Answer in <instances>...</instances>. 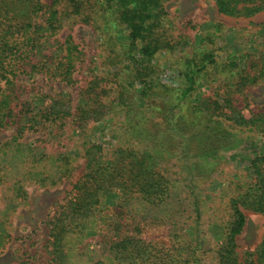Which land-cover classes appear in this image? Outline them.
I'll list each match as a JSON object with an SVG mask.
<instances>
[{
	"label": "rangeland",
	"instance_id": "1",
	"mask_svg": "<svg viewBox=\"0 0 264 264\" xmlns=\"http://www.w3.org/2000/svg\"><path fill=\"white\" fill-rule=\"evenodd\" d=\"M41 1L46 5L52 2ZM162 6L165 10L161 34L154 42L156 50L146 57L156 71L150 72L149 68L148 76L143 74L136 80L135 88L142 92L149 77L166 87H185L187 72L197 61L202 70L190 93L192 101L201 104L206 103V97L217 99L216 111L232 117L192 135L187 143L186 161L194 175L202 211L200 224L212 239L221 240L229 220L225 208L231 191L241 177L250 173L256 155L264 154V10L230 15L220 12L215 0H163ZM84 13L89 20L95 15L91 8ZM81 18L74 14L64 18L63 26L44 48L47 55L65 64L69 50L74 49L72 59L77 65L72 79L67 82L68 78L40 74L33 83L26 76L20 81L29 91L34 89L43 96L36 99L30 96L32 92L25 95L24 104L33 111L24 107V114H38L41 119L40 110L53 100L49 120H30L31 128L21 135L17 125L0 130V264H52L49 219L84 174L90 149L96 157L110 159L119 147L147 146L132 134L126 111H134L137 106L140 108L135 111H140L148 105L149 96L136 94L133 98L129 92L122 95L129 77L121 46L128 41V32L124 28L121 33L114 32L115 28L105 29L102 17H98L102 19L98 28L93 21ZM69 35L75 42L72 46L64 42ZM143 57V53L138 54V58ZM241 116L258 121L242 123ZM157 163L163 174L177 180L175 190L187 198L180 196L183 202L177 205L191 209L180 215L178 224H186L184 230H176L172 222L169 225L162 218L161 208L145 205L140 198L121 204L122 190L107 189L95 209L98 221L91 217L85 228H76L66 238L68 264H94L99 260L110 264L114 260L100 234L106 232L101 228L107 227L102 214L113 217L121 212L122 224L127 226L124 232L160 248L172 247L176 232L195 236V227L190 223H194L196 214L193 203H189L194 195L189 193L191 186L185 180L183 156H164L157 158ZM119 203L122 206H117ZM244 211L246 226L237 236L241 259L246 251L257 248L264 235V213ZM109 235L111 238L113 232ZM211 261L207 258L206 264Z\"/></svg>",
	"mask_w": 264,
	"mask_h": 264
},
{
	"label": "trees",
	"instance_id": "2",
	"mask_svg": "<svg viewBox=\"0 0 264 264\" xmlns=\"http://www.w3.org/2000/svg\"><path fill=\"white\" fill-rule=\"evenodd\" d=\"M215 1L220 12L230 15L242 12L252 15L264 10V0ZM162 3L163 0H52L50 5H46L41 0H0V130L17 125V132L21 135L26 128H31L28 127L30 120H49L53 100L40 110L41 119H38V114L34 117L24 114L23 108L28 106L24 104L25 95L32 92L30 96L36 99L43 96L34 89L29 91L20 81L26 76L33 83L40 74H49V77L60 80L68 78L67 82L72 79L77 65L76 60L72 59L71 52L74 49L69 50L67 64L44 52V48L51 44V36L63 26L64 18L72 14L81 15V19L86 22L93 21L97 28L102 20L98 17H102L105 29L115 28L114 32L118 30L121 33V28H124L128 32L125 38L128 41L125 40L121 46L128 61L125 69L129 77L123 86L122 95L129 92L133 98L136 94L149 96L148 105L140 111H135L139 106L134 111H126L128 127L138 141L147 145L146 149L119 147L110 159L102 155L96 157L97 153L91 154L92 149L88 151L90 158L84 174L74 184L70 195L63 199L64 204L62 202L60 209L49 219L52 264H68L66 238L76 228H85L86 220L91 217L98 221L95 209L101 204L102 194L107 189L122 190L121 204L140 198L145 205L161 208L162 218L167 223L172 222L178 231L184 230L186 224L179 225L178 221L182 211L191 209H181L177 205L183 202L182 197L183 200L187 198L175 190L177 180L163 174L157 163V158L176 156L177 153L183 156L187 170L185 180L191 186L189 193L194 195L191 196L193 201L189 203H193L192 211L196 214L194 223H190L195 227V236L186 237L176 232L175 240L171 242L173 246L160 248L141 237L124 232L127 226L122 224L121 212L115 211L117 213L113 217L102 214L101 220L108 228L102 227L101 230L106 232L100 234L109 253L113 255L114 260L111 259L110 264H206L207 258H211L210 264H264V235L257 248L246 251L243 259L237 242V236L242 233L247 222L244 209L264 213V154L256 155L250 164V173L241 177L231 191L225 208L229 220L225 224L223 238L212 239L205 226L200 224L202 211L195 193L194 175L186 161L189 158L187 143L192 135L204 129H212L220 122L232 120L227 113L216 111L215 107H219L217 99L206 97V103L201 104L192 101L190 93L202 67L197 61L193 62L187 72L188 83L185 87H166L149 77L142 92L135 88L136 80L143 74L147 77L149 68L150 72L156 71L155 67L146 62V57L156 50L154 42H157L161 34V16L165 10ZM88 8L95 14L90 17L92 20L84 13ZM41 18L43 21H40ZM64 42L71 46L75 44L71 35ZM141 53L144 57L138 58ZM251 79L256 81L255 77ZM27 111L33 109L29 106ZM256 121L257 118L248 120L242 116L240 120L242 123ZM111 231L113 235L108 238ZM94 264L109 263L99 260Z\"/></svg>",
	"mask_w": 264,
	"mask_h": 264
}]
</instances>
